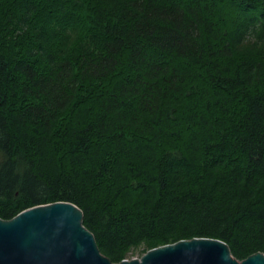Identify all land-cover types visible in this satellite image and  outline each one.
Here are the masks:
<instances>
[{
	"label": "trees",
	"instance_id": "obj_1",
	"mask_svg": "<svg viewBox=\"0 0 264 264\" xmlns=\"http://www.w3.org/2000/svg\"><path fill=\"white\" fill-rule=\"evenodd\" d=\"M56 201L115 263L264 252V0H0V217Z\"/></svg>",
	"mask_w": 264,
	"mask_h": 264
},
{
	"label": "water",
	"instance_id": "obj_2",
	"mask_svg": "<svg viewBox=\"0 0 264 264\" xmlns=\"http://www.w3.org/2000/svg\"><path fill=\"white\" fill-rule=\"evenodd\" d=\"M0 264H264V252L239 260L227 242L193 237L115 263L84 224V211L73 202L56 201L0 217Z\"/></svg>",
	"mask_w": 264,
	"mask_h": 264
},
{
	"label": "rangeland",
	"instance_id": "obj_3",
	"mask_svg": "<svg viewBox=\"0 0 264 264\" xmlns=\"http://www.w3.org/2000/svg\"><path fill=\"white\" fill-rule=\"evenodd\" d=\"M145 252H147V248L144 245H141L139 247L133 248L130 253L128 258H134V257H141Z\"/></svg>",
	"mask_w": 264,
	"mask_h": 264
}]
</instances>
